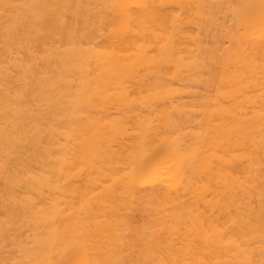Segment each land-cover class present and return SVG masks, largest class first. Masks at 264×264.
I'll return each mask as SVG.
<instances>
[{"label": "bare ground", "instance_id": "obj_1", "mask_svg": "<svg viewBox=\"0 0 264 264\" xmlns=\"http://www.w3.org/2000/svg\"><path fill=\"white\" fill-rule=\"evenodd\" d=\"M0 264H264V0H0Z\"/></svg>", "mask_w": 264, "mask_h": 264}]
</instances>
